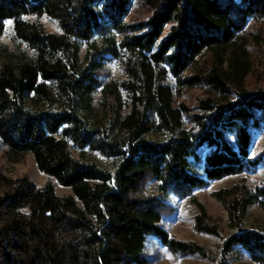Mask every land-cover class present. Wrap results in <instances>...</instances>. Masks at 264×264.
I'll return each instance as SVG.
<instances>
[{
    "label": "trees",
    "instance_id": "obj_1",
    "mask_svg": "<svg viewBox=\"0 0 264 264\" xmlns=\"http://www.w3.org/2000/svg\"><path fill=\"white\" fill-rule=\"evenodd\" d=\"M258 52L264 0H0V151L49 179L0 170V264H149L152 241L208 260L164 225L182 202L216 264H264ZM228 178L223 235L197 193Z\"/></svg>",
    "mask_w": 264,
    "mask_h": 264
},
{
    "label": "rangeland",
    "instance_id": "obj_2",
    "mask_svg": "<svg viewBox=\"0 0 264 264\" xmlns=\"http://www.w3.org/2000/svg\"><path fill=\"white\" fill-rule=\"evenodd\" d=\"M137 17V15L135 16ZM42 22L45 28L50 32H57V26L47 18H43ZM5 43H9L8 38H4ZM257 59H261L259 64L257 63V73L264 75V54L262 52L257 53ZM263 59V60H262ZM114 75H118L117 69H112ZM259 75V74H258ZM258 77V76H257ZM259 77H264L260 76ZM253 85L257 83L260 85L264 83L260 81V78H254L252 80ZM203 91L195 89L186 93V96L181 98L180 101H184L189 107L194 108L197 105V100L203 97ZM258 152L264 149V138L260 139L258 144ZM0 170L11 177H28L31 181L36 183L37 186L42 187L48 181V177L42 174L33 159L32 156H27L23 161L13 163L8 160L5 155V148L1 147L0 151ZM249 181L252 185H256L264 181V166L259 170L256 175L249 176ZM237 178H228L223 181L212 183L208 188L198 191L197 198L205 206L208 216L215 221L222 229L223 235H228L230 232L228 229V216L222 205L215 200L212 193L220 188L227 187L232 183L237 182ZM57 194L60 196H67L71 194V190L63 188L58 183H55ZM197 209L190 202H182L178 206V211L172 214L170 218L165 221L164 225L169 233L176 239L181 241L195 242L201 246H204L212 253V258L203 259L198 256H180L175 255L165 248L158 246L156 242L152 241L148 248L149 264H216L213 259L218 258V249L221 245L220 241L213 236L200 233L195 228L194 218L196 216ZM263 217L260 209H253L249 223L255 219H261ZM246 264H252L246 262Z\"/></svg>",
    "mask_w": 264,
    "mask_h": 264
}]
</instances>
